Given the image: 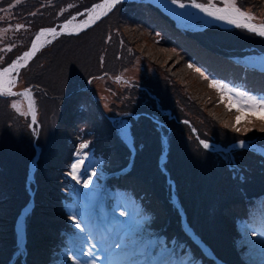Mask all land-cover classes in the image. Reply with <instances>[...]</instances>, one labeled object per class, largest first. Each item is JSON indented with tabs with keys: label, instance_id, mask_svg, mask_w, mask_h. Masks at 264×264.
I'll return each instance as SVG.
<instances>
[{
	"label": "rangeland",
	"instance_id": "rangeland-1",
	"mask_svg": "<svg viewBox=\"0 0 264 264\" xmlns=\"http://www.w3.org/2000/svg\"><path fill=\"white\" fill-rule=\"evenodd\" d=\"M144 1L152 3L148 0ZM190 1L191 0H180V2L183 3ZM243 1L246 3V7L239 3H237V6L240 7L242 11L250 13L253 16V20L260 21L264 18V11L262 8L254 10L256 4L264 5V0H260L261 2L259 3L258 0ZM56 2L57 5L54 6V11H60L62 8L60 0H7L5 3H2L0 0L1 67L9 63L7 60L16 54L18 49L24 51L39 28L46 27L44 21H39L37 23V30L32 26L33 21H30L26 26L25 17L41 8L52 7ZM196 2L208 4L209 0H196ZM213 2H215V0H213ZM152 4L165 13V11L156 4ZM217 6L221 7L223 5L217 4ZM126 7L122 8V6H116L111 13L109 11L87 29L72 35H59L48 41L31 59L29 65H26L18 75H15L14 85L16 84L15 91L17 93L14 95L5 94L1 96H6V98L9 99V105L15 110L14 113L21 117V121L26 127L28 125L27 129L33 133L34 138L37 136V138L43 139L46 136V126L48 122L52 121L56 115H58L59 120V114L62 112L61 110L66 107V104H64L65 99L70 95V92H73L71 89L72 86L75 83L80 84L84 87H78L76 90H79V92L83 94H88L89 97H85L92 102L94 106L85 107L84 100H81V102L77 100L74 105V113L71 117L74 119L77 117L75 114L80 113L90 124L84 125L86 122L82 120L81 123L83 126L77 130V133L82 134L81 132L83 129L93 131V136L85 137V139L93 140L92 152L95 151L94 149L96 148H109L105 145V137L109 132L105 120L111 119L112 121H117L121 115L127 117L130 115V112L134 111L133 116H135V118L139 116H144L145 118L139 121L140 126L143 128L149 125L153 126V130L157 134L158 144L160 139V141H162V147L166 146L168 148L167 133L169 134L175 161L179 160L181 151L185 149L190 151V153L202 150V152H206V158H200V172L212 173L214 171L213 155L217 159L221 157V160H218L220 163L226 166L230 165L232 169L228 173L232 176L233 181L242 179L236 176V171L242 170V165L238 163L237 156H233L232 153H242L243 151L251 152L254 156L256 155L264 160V154L262 152L260 153L250 147L256 145L264 151V146L261 145L258 140L254 139H240L233 142L231 145L222 144V142L236 132L233 130V126L241 128V134L243 136L261 132L259 129L264 127V121L260 120L258 123V118H255L258 117L260 113L253 115L246 111L237 112L235 107H232L230 110L229 108L225 109L218 101H215L218 107V109L215 110L218 112L226 111L230 114L232 121H228L224 115L216 113L213 108H210L206 109L205 117L210 122L216 123L217 126L210 124V126L204 128L194 119V116L189 112L190 109H187L182 104V98H180L174 88L169 85L178 82L174 74L181 75L183 79H185L188 74H191L194 85H204L206 88V95H209L212 91L209 89L203 76L200 72L198 73L195 69L189 67L188 63L184 62L177 48L171 46L164 47L161 44V39L178 44L175 40L171 42V40L164 36H170L168 29L162 30L156 25L157 23L148 13H145L143 19L131 17ZM147 7L158 12L170 23L178 24L176 21L168 19L161 11L150 4H148ZM134 9L135 13L145 12L136 6H134ZM262 15L263 17H261ZM195 22L199 23L200 21L195 20ZM195 22H184L183 25L187 28H180L192 31L196 29L195 24H193ZM17 25H21L22 27L17 28ZM192 25H194V28L189 29ZM205 29L206 31L210 30L208 33H210L209 35L213 36L215 40L230 44L233 46L231 48L234 50L241 49L243 45L249 46L240 39L239 34L249 35L241 31L237 34V32H235L237 28L223 29L212 25L205 27ZM59 42V49L53 50ZM179 44L193 55L189 44L185 42ZM62 48L64 49L60 50ZM58 52H60V54H58ZM247 59L252 61L254 65L264 67L263 54L248 55ZM144 65L148 67H144ZM136 67H139V70L132 72ZM101 73L104 74L93 77ZM150 81L163 82L165 89L177 99L175 103L177 111L173 112L171 110V113L168 111V107H164L160 103V107H157L156 100L149 98L148 92L143 90L142 86H140V84L146 86L150 85ZM186 81L185 79V83ZM25 89H28L29 92L24 95H19V93L24 92ZM185 90L187 93L185 97L196 101V103L200 98L205 96L204 91L199 89L188 87ZM181 93L184 95V90H182V88ZM26 94H30V101L27 100ZM228 95L227 93L224 96V103L226 104L229 103ZM215 99L214 96V100ZM33 103L37 106L35 112ZM13 104H15V107L12 106ZM187 104L192 105L188 99ZM195 105L200 107V104H194L192 106ZM30 106L35 113L34 119H32L31 116L32 110ZM152 108H154L155 111H153ZM98 110L101 111L100 115H97ZM184 115L188 117H184ZM238 115L241 116L239 123L236 122V117ZM189 117L193 121H190ZM196 124L209 136V138H202L199 136ZM73 125L72 120L70 128L59 120L60 131L64 133V138L69 134V130L73 131ZM180 128L185 130V134L181 133L179 130ZM245 128L251 130L244 132L243 130ZM122 129L123 127L121 126V130ZM121 135L123 138H126V135L122 131ZM122 137L120 136L121 140L132 153V140L130 143H127ZM179 140H181L183 144L197 145V148L194 149V146L181 148L178 146ZM152 141L151 136H149V142ZM201 141L208 143L209 147L205 148L203 144H201ZM240 141H245L247 146L240 147ZM34 144L35 143L31 144L28 142L19 148L21 153L28 158L25 162L28 163L27 174H22L24 178L20 177L17 171L8 167L7 162L0 156V172L4 169L7 174L5 177H0V255L6 251V245L10 242V224L11 220H13V215L18 209H20L19 216L15 219L14 228L17 230L16 227L19 217L21 213L26 210L23 216V226H25V229L23 227V238L26 240L25 230L27 223L25 217L29 213L30 207L28 203H24L25 195L23 190L26 188L29 195L33 193V178H28V172L35 152ZM227 147L228 149H226ZM128 158L129 156L126 155L125 159L127 160ZM98 161L102 162V157L98 159ZM164 161L161 162V158H158L157 163H159V166L157 167L159 169L158 171L165 175L163 177H165L166 181L169 178L164 168ZM202 162H206L205 170L201 167ZM129 163L130 164L127 166L129 168L128 171L133 166L131 162ZM103 168L104 167L101 166L95 172L93 170L91 172V174H93L92 180L98 178L101 181L99 186H101V183H104L106 172L104 170L107 167H105V169ZM154 170L155 166L150 162L146 164L142 170H137L136 176L144 183L154 188ZM91 174L89 176H91ZM26 177L29 181L26 180ZM48 177L51 178L53 176L48 174ZM22 179H24V182H22ZM91 184L92 182H90V185H86V188L82 187V192L86 190L83 193L89 198L88 208L84 211V214H81L85 216V218H88L86 215L91 209V206H94L98 196L97 190H99V188L97 183ZM92 193H96V195L94 194L91 197ZM46 196L48 197V195ZM94 197L95 201L93 200L94 202H91ZM121 198L123 200V196ZM119 202L118 207L112 208L111 210V212L117 216V222L104 234L105 236L103 238L106 243L101 251L102 256L106 258L110 250L117 252L118 249L116 246L120 245L119 247L122 251L121 254H117L118 262L116 264L126 259L127 251L123 250L137 241L136 239L139 235H136V233L145 232L150 229L149 225L152 222V220L139 219L137 216L138 208H124L123 203L121 201ZM30 215L31 213L28 214L27 217H30ZM53 215H56V213L53 212ZM39 217L40 216L36 219L37 222H39ZM49 219V217H40V220H42L41 226L38 224L35 228L36 235L39 239L40 236H44L46 233L48 234V231L42 228V223ZM127 229L130 231H127ZM224 230L220 229L218 231L223 232ZM124 231L126 232L125 234L122 233ZM237 246L242 256H244L250 264H264V232L258 235L255 233H242L237 242ZM41 249L43 252L47 250L43 243L41 244ZM36 253H38L37 250H35L33 254ZM23 255L25 256L24 250L22 256ZM82 260L86 259L82 258ZM39 263L41 264L40 261Z\"/></svg>",
	"mask_w": 264,
	"mask_h": 264
},
{
	"label": "trees",
	"instance_id": "trees-1",
	"mask_svg": "<svg viewBox=\"0 0 264 264\" xmlns=\"http://www.w3.org/2000/svg\"><path fill=\"white\" fill-rule=\"evenodd\" d=\"M6 1L7 0H1L2 3ZM95 1L97 0H60L62 5L60 11H54V6L57 5L56 2L52 7L41 8L36 12L28 14L25 17V25L27 26L30 21H33L32 26L37 30V23L39 21H44L46 26H53L68 19L74 13L89 7ZM131 4L132 3H119L116 6H122V8L127 6L126 9L128 10V5ZM135 6L148 12L162 30L168 29L172 31L173 35L178 40H186L191 47L193 55L195 54L193 61H196L206 72L220 74L224 80L233 85L235 84L243 87L249 85L264 92V73H259L253 69L250 70V68L234 62L233 59H226L227 55L234 58V56L238 54L234 49L226 46V43L215 40L213 36L208 33L193 35L183 33L175 29L172 24L158 12L152 8L149 9L147 5L138 6L136 4ZM131 10L130 13L135 12L134 9ZM160 41L164 47L169 46V42H166L164 39ZM59 46L60 42L53 50H58ZM63 49L64 48L60 50ZM21 52L22 51L18 49V52L11 56L7 62H11ZM178 52L183 59V51ZM58 54H60V52H58ZM174 75L178 82L169 85L173 87L179 97L182 98V104L187 109H190L189 112L194 116V119L204 128L210 126V124L217 126L216 123L210 122L205 117L206 109L213 108L216 113H220L224 115L228 121H232L230 114L226 111L221 110L222 112H218L215 110L218 109V107L214 100L213 93L211 92L209 95H206V88L204 85L195 86L191 74L186 76V83L181 75ZM149 84L150 85H147L148 90L158 97L159 103L162 104V106L168 107V109L173 112L177 111L175 104L177 99L165 89L163 82L150 81ZM78 87H80V84L77 83L72 86L71 89L73 92L65 99L64 104H66V107H64L59 114V120L66 126L70 125L71 120L74 124L78 119H81L80 113L75 114L77 117L74 119L71 117L74 113V105L77 100L80 102L84 100L85 107L94 106L93 103L85 97V94L75 91ZM188 87L204 91L205 96L200 98L197 103L196 101L190 100L185 97L187 94L185 89ZM181 88L184 90V95L181 93ZM186 98L192 105L200 104V107L187 104ZM152 109L155 111L154 108ZM14 111L11 105H9V99L0 96V156L7 162L8 167L17 171L18 175L24 178L22 174H27L28 163L25 162L28 158L21 153L19 148L28 142L31 144L35 143L34 146L36 145L38 147L39 154L33 173V193L29 195L26 188L23 190L25 195V202H23L26 204L32 200V207L28 213H31V215L27 217V214L25 217L27 225L25 230L24 259L17 256L14 261H11L13 254L17 250L14 234V220L20 211V209H18L13 215V220H11L10 242L6 245V251L0 255V264H40L39 261L41 264H60L62 259L66 256L67 251L71 250L74 252L76 248H79L87 233H89V228H86L83 224V220L78 217L79 210L86 202V195L78 186L81 180V175L79 173L84 169H86L84 174L91 172L92 169H94L95 163L97 162L95 160L98 156L104 158L101 166L104 167L103 169L107 167L105 169L106 171L120 169L126 165L127 160L125 157L127 151L121 143L116 126L109 122H107L109 132L105 137V145L109 148H96V151L93 152H83L84 148H77L72 142L62 140L64 138V133L60 131L58 115H56L52 121L48 122L46 126V136L43 139H39L37 137L34 138L33 133L27 129L28 125L26 124V127L22 123L21 117L14 113ZM100 114L101 113H98V115ZM184 117L188 116L184 115ZM142 119H145L144 116L129 118L133 125V142L135 145H138V147L136 146L132 168L128 172H124V174L110 177L108 186L116 189L127 187L133 193L137 194L145 204L146 210L150 213L149 217H151L152 220L150 228H153L152 232L155 231L158 234H163L167 239H169L172 234H177L172 252L169 256H176L180 259L188 258V261L194 260L196 263L197 260L202 257L199 250L191 244L189 238L180 233L178 227H174L175 224H178V217L174 214V210L167 200L164 191V175L157 169V158L160 153L157 134L154 132L152 125L145 128L140 126L139 121ZM189 119L193 121L190 117ZM196 128L200 137L209 138L197 124ZM179 130L182 134H185V130L182 128ZM149 136H151L152 142H149ZM231 136L227 138L225 144L233 139L243 138L241 132H234ZM258 137L260 138V142L264 143V134L258 135ZM178 146L181 148L193 146L194 149L197 148V145L183 144L181 140H179ZM167 157V169L171 178L174 179L178 193L182 198L190 194H196L205 200L207 199L209 203H222L223 200L227 198L228 203L230 202L229 207H233L234 211L239 212L245 221H253L251 217L252 210L249 208L248 203L250 202L252 206H254V204L259 203V200L250 198V196H255L264 192V162H261L258 156H254V154L249 152L243 156H237L238 163L242 165V170L236 171V176L242 178L238 181H233L232 176L229 175L228 172L232 169L230 165L226 166L215 160L214 171L212 173L200 172V158H206V154L204 151L202 152V150L190 153V151L185 149L181 151L179 160L175 161L172 145L171 142H169ZM78 160L83 163L78 165L77 171L74 173L71 165ZM150 162L155 166V174L153 176L154 188H152L151 185H147L136 176V171L142 170L143 167ZM201 167L205 170L206 162H202ZM48 174H51L53 177H48ZM73 175H75V179H73ZM3 176H7L6 170L4 169L0 172V177ZM22 182H24V179H22ZM240 187L244 188L242 191L243 195H240ZM63 191L65 192L63 193ZM46 195H48V197ZM131 195L133 194L131 193ZM108 204L111 205L110 198L105 197V199L101 201V209L104 210ZM186 210L189 223L193 227L198 228L199 236L210 243L212 232L203 230L200 224L195 221V215L192 214L195 213L196 210L187 204ZM53 212L56 213V215H53ZM38 216L50 218L42 223V228L48 231V234L46 233L47 236H40V239L35 232V228L38 224L41 226L42 222L40 217L39 222L36 221ZM255 219L258 220V216H255ZM77 224L80 225L79 228L76 227ZM214 225L217 230L225 229L220 223H215ZM259 227L260 226H258V228ZM226 228L228 230V226H226ZM42 243L47 249L44 252L41 249ZM35 250H37L38 253L33 254ZM214 252L218 256H224L228 261H230L231 255L236 256L234 253L235 251L231 249L228 244L215 245ZM235 259L236 258H234V261Z\"/></svg>",
	"mask_w": 264,
	"mask_h": 264
},
{
	"label": "clouds",
	"instance_id": "clouds-1",
	"mask_svg": "<svg viewBox=\"0 0 264 264\" xmlns=\"http://www.w3.org/2000/svg\"><path fill=\"white\" fill-rule=\"evenodd\" d=\"M99 1H101V0H97V1H95L94 3H92L89 7H87V8H84V9H82V10H80V11H78V12H76V13H74L72 16H71V18H79V19H81V18H83V16H84V13L87 11V9H89L91 6H93L94 4H96V3H98ZM259 2H261L260 0H258V3ZM119 3H132L131 5H128V12L130 13V11H132L131 9H134V6L137 4V3H139V4H137L138 6L139 5H148V4H150L151 6H153L154 8H156V9H158L156 6H154L152 3H150V2H146V1H144V0H133V1H125V0H122V1H119L118 3H116L114 6H112L111 8H109L107 11H105L102 15H101V17H99V19H101L103 16H105L109 11H110V13L113 11V9L116 7V5H118ZM237 3H239L240 5H243V6H245L246 7V3H244V1L243 0H237ZM260 5V4H259ZM259 5H257L256 4V8L254 9V10H257V8H260L259 7ZM135 10V9H134ZM159 11H161L160 9H158ZM251 10V9H250ZM162 12V11H161ZM109 13V14H110ZM145 13H147V12H139V13H135V12H133V13H130V16L131 17H137L138 19H143V16L145 15ZM168 19H170V20H173V21H176L175 19H173L169 14H167L166 12L164 13V12H162ZM109 14H108V16H109ZM99 19H97L96 21H98ZM152 19V18H151ZM67 20V19H66ZM66 20H64V21H66ZM64 21H62V22H64ZM95 21V22H96ZM172 21V22H173ZM62 22H60V23H62ZM94 22V23H95ZM60 23H57V24H55V25H53V26H46V27H55V26H57V25H59ZM93 23V24H94ZM176 23H178L177 25L175 24V23H171L172 24V26L175 28V29H177V30H180L181 32H183V33H189L190 35H193V34H204V33H208V31H210V30H208V31H206V29L205 28H202V27H198V28H196V29H193L194 27L193 26H190V28L189 29H193L192 31H188V30H183L182 28H187V27H185L183 24H181V23H179V22H177L176 21ZM93 24H88V26L86 27L85 26V28H82V29H80L79 31H76V32H69V33H65V34H61V35H72V34H76V33H78V32H80V31H82V30H85V29H87L88 27H90V26H92ZM158 25V24H157ZM179 28H178V27ZM180 27H182V28H180ZM206 27H209V26H206ZM218 27H220V28H223V29H230V28H227V27H222V26H218ZM42 28H44V27H42ZM234 28H237V29H235V32H237V34L238 33H240V31L241 32H243V33H246V34H248L249 36H247V35H244V34H239V37H240V39L243 41V42H245L246 43V45H249V46H244L243 45V47L241 48V49H237V50H235L237 53H239V52H242V51H249V53H247V55H245V60H243V61H245L246 63H248L249 65H252L253 67H258L257 65H254L249 59H247V56L248 55H252V54H263L264 55V37H262V36H260V35H258V34H256V33H253V32H250V31H248V30H246V29H244V28H238V27H234ZM40 29V28H39ZM38 29V30H39ZM37 30V31H38ZM169 34H170V36H172V37H170V36H167V35H164L167 39H169V40H171V42H173V40H175L176 42H178V44L176 43H170L169 42V46H171V47H174V48H177L179 51H183L182 53H183V55H184V58H183V60H184V62L185 63H188L189 65H192V69H196V68H199L200 69V73H203V78L205 79V75H206V70H204L202 67H200L198 64H197V62L196 61H193V55L188 51V50H186V49H184L179 43H181V42H185V43H187L188 44V42L186 41V40H184V39H181V40H178L174 35H173V33H172V31H170L169 30ZM208 34H210V33H208ZM58 37V36H57ZM56 38V37H55ZM173 38V39H172ZM160 40V39H159ZM256 40V41H255ZM166 41V40H165ZM166 42H168V41H166ZM31 43V42H30ZM30 43H29V45H30ZM29 45H28V47H29ZM226 46H228V47H233V46H231L230 44H227L226 43ZM27 47V48H28ZM166 47V46H165ZM26 48V49H27ZM25 49V50H26ZM24 50V51H25ZM184 51H186V52H184ZM23 52V51H22ZM21 52V53H22ZM20 53V54H21ZM224 54V53H223ZM36 55V54H35ZM34 55V56H35ZM195 55V54H194ZM18 56V55H17ZM16 56V57H17ZM33 56V57H34ZM32 57V58H33ZM31 58V59H32ZM31 59L28 61V63L26 64V65H29V62L31 61ZM226 59H232V57L231 56H229V55H227V57H226ZM199 62V61H198ZM229 62V61H228ZM10 63V62H9ZM8 63V64H9ZM7 64H5L4 66H6ZM25 65V66H26ZM3 66V67H4ZM24 66V67H25ZM23 67V68H24ZM22 68V69H23ZM21 69V70H22ZM20 70V71H21ZM197 72V71H196ZM106 73H110V72H106ZM199 73V72H198ZM17 75H18V73H16ZM104 73H101V74H96V75H94L93 77H97V76H101V75H103ZM151 79V78H150ZM207 83V82H206ZM140 86H142V88H143V90H145V91H147L148 92V95H149V98H151V99H155L156 100V103H157V107L159 108L160 107V105H159V99H158V97L155 95V94H153V93H151L149 90H148V88H147V86L146 85H141L140 84ZM81 87H84V86H82V85H80V87L79 88H81ZM210 89V88H209ZM211 90V89H210ZM75 91H77V92H79V90H75ZM212 91V90H211ZM212 93L214 94V96H215V101H218V103H220L225 109H228V107L226 106L227 104L226 103H221L218 99H217V96H216V93L214 92V91H212ZM70 94H71V92H70ZM87 97H89V95L88 94H85ZM1 96V95H0ZM4 97H6V96H4ZM71 97V96H70ZM34 104V103H33ZM222 106H221V108H222ZM36 111V109H34V112ZM168 111L169 112H171V110L170 109H168ZM98 113H101V111L100 110H98V112H97V115H98ZM172 113V112H171ZM35 114V113H34ZM133 112H130V115L129 116H127V117H124V116H120V118L116 121V120H111V119H107V120H105L106 122H109V123H111V124H114L115 126H116V128H117V131H118V135H119V138H120V136L122 137V135H121V126L122 127H126V132H127V135H126V138H123L127 143H130V141L132 140V144H133V152L131 153V151L125 146V144L123 143V141L121 140V138H120V140H121V143H122V145H123V147H124V149L127 151V155L129 156V158L127 159V162H126V165L124 166V167H122V168H120V169H117V170H113V171H106V170H104V171H106L105 172V175H107V174H111V175H114V176H119V175H121V174H124V172H128V164H130L129 162H131V164L133 165V159H134V155H135V152H136V146L138 147V145H135V143L133 142V125H131L132 123H131V121L129 120V118H135V116H133ZM81 115V114H80ZM110 118V117H109ZM79 120V121H78ZM77 121H78V123L76 124V122H74V126H73V131L72 130H69V134L64 138V139H62V140H68V141H70V142H72V144H74V145H81V144H84V145H86V147L84 148L85 149V151H83V152H87V151H91L92 152V150H93V140L92 139H85V137H87V136H93V131H90V130H86V129H83L82 130V134H78L77 133V130L81 127V126H83V124L81 123V121L82 120H84L85 122H86V124H84V125H90L87 121H86V118L84 119L83 118V115H81V119H78ZM129 122V123H128ZM257 122H260L259 120H257ZM131 125V126H130ZM69 128H70V125L68 126ZM257 132V131H256ZM196 134H197V131H196ZM264 134V132H257V134H250V135H245V136H243V138H236V139H233V140H231V141H229L228 143H226V145H231L233 142H235V141H237V140H240V139H254V140H258V142L261 144V142H260V138L258 137V135H263ZM131 136V137H130ZM167 136H168V148L166 147V146H164V147H162V144H161V141H160V139H159V147H160V153H159V155H158V158H161V162H163L164 160V168H165V170H166V172H167V177L169 178V179H167L166 181H165V177H163V181H164V191H165V194H166V196H167V200H168V202L170 203V205H171V208L174 210L173 212H174V214H176L177 215V217H178V224H175L174 225V227H178L179 228V230H180V232H182V233H184V234H186V235H188V236H193V235H196V236H198L199 234H198V228H196V227H193L190 223H189V221H188V217H187V210H186V204L187 205H189V206H191L194 210H196L195 211V213H193L192 215H195V221H197V223L198 224H200V226H201V228L203 229V230H205V231H208L207 229H211V228H214L215 227V223H220V224H222L223 226L225 225V226H228V230H227V228H225V234H224V236H223V238H224V241H223V244L222 245H225V244H227V242H228V238H227V236H236L238 233H240L241 231H238V229L236 228V224H238V222L239 221H241V220H244V218L242 217V215L239 213V212H236V211H234L233 210V207H229V203H228V200H227V198L226 199H224L223 200V202L221 203H215V202H208L207 201V199L205 200L204 198H202V197H199V196H197L196 194H190V195H188L187 197H184V198H182L180 195H179V193H178V190H177V186H176V183H175V181H174V179L173 178H171V176H170V173H169V171H168V169H167V165H168V151H169V142H170V137H169V134L167 133ZM37 137V136H36ZM35 137V138H36ZM241 137V136H240ZM91 138V137H90ZM225 142H226V140L225 141H223L222 142V144H225ZM258 144V143H257ZM230 147V146H229ZM34 148H35V154H34V156H33V159H32V161H31V163H30V167H29V172H28V178H29V173H30V170H31V166H33V168H32V172H31V178H33V173H34V170H35V167H36V161H37V159H38V154H39V152H38V147L35 145L34 146ZM226 149H228V147L226 148ZM95 150V149H94ZM96 151V150H95ZM206 153V152H205ZM247 152H242V153H240V152H233L232 154H233V156H243L244 154H246ZM249 153H251V152H249ZM212 155V154H211ZM213 156V155H212ZM162 157H163V159H162ZM183 157V156H182ZM214 157V160L216 161V162H219L218 160L220 159L221 160V157H219V159H217L215 156H213ZM101 158V156H98L97 158H96V160L95 161H97V163L99 162L98 161V159H100ZM158 158H157V160H158ZM102 159L104 160V158L102 157ZM190 161V160H189ZM97 163H95V166H97L98 168H100L101 166L100 165H96ZM94 166V169H92L94 172L97 170L96 169V167ZM157 166H159V163H157ZM191 168V167H190ZM223 168V167H222ZM157 169H158V167H157ZM197 169V168H196ZM220 169V168H219ZM159 170V169H158ZM178 170V169H177ZM92 172V171H91ZM91 172L89 173V175L91 174ZM186 172V171H185ZM216 173V172H215ZM203 174V173H202ZM88 175V176H89ZM88 176L87 177H83V178H81V180H80V183H78V186H79V188L82 190V187H84V188H86V185H90V182H92V184H94V183H98L99 182V180H96V179H94V180H90L87 184H85L84 183V181L85 180H87V178H88ZM162 176V175H161ZM165 176V175H164ZM197 176V175H196ZM208 176V175H207ZM215 176V175H214ZM219 176V175H218ZM91 177H93V174H91ZM175 177V176H174ZM189 177V176H188ZM200 177V176H199ZM205 177V176H204ZM30 178V179H31ZM26 180H27V177H26ZM162 180V179H161ZM198 180V179H197ZM27 181H29V180H27ZM172 183H171V182ZM202 182V181H201ZM226 183V182H225ZM91 184V185H92ZM102 184H104V183H102ZM221 184V183H220ZM84 185V186H83ZM210 185V184H209ZM224 186V185H223ZM188 188V187H187ZM214 188V187H213ZM193 189V188H192ZM199 189V188H198ZM243 187H240V191L242 190L243 191ZM114 190H116V191H118V192H120V193H125V191L124 190H120V189H110V187L108 186L107 187V189L105 190V191H99V190H97V192H99L100 194H98V196H97V199H101L99 202H97V203H95L94 204V206H91V209L88 211V213H87V217L88 218H91L92 216H94L96 213H98V212H100V211H104L105 212V214H109V213H112L111 212V210H112V208H117L118 207V205L115 207V206H113L112 205V196H113V191ZM194 190V189H193ZM84 191H86V190H84ZM83 191V192H84ZM129 191H130V189H129ZM208 191V190H207ZM65 191H63V193H64ZM206 192V191H205ZM264 194V192H262V193H259L258 195H255V197H251L250 196V198H255V199H258L259 201L261 200L260 199V195H263ZM30 195H32V193H30ZM124 194H122V196H123ZM235 195V194H234ZM233 196V195H232ZM105 197H107V198H110V202H111V205L110 204H108L105 208H104V210H102L101 209V201L102 200H104L105 199ZM120 197V196H119ZM182 202V203H181ZM184 202V203H183ZM88 203H89V198L86 196V202H85V204L83 205V207H81V209L79 210V212H78V214H84V211L87 209V207H88ZM120 203V202H119ZM28 204H29V207H30V209H31V207H32V200H30L29 202H28ZM123 207L124 208H130L129 206H127V204L125 203V199H124V197H123ZM232 211H233V215H234V218H235V221H236V224L233 222V221H231V220H229V216L231 215V213H232ZM244 212V211H243ZM213 214H215L216 215V217H214L213 219H212V221H211V224H210V222H208V220L210 219V217L213 215ZM89 215V216H88ZM191 215V216H192ZM19 216V213H18V215L16 216V218ZM137 216L139 217V219H141V220H151V217H149L150 215H144L143 213H137ZM184 218L187 220V224H184ZM14 222H15V220H14ZM208 222V224H210L208 227H206V223ZM153 224V223H152ZM147 226V225H146ZM149 226H151V224L149 225ZM187 228H186V227ZM239 227H241V224L240 225H238ZM17 228V227H16ZM90 228H91V226H90ZM201 228H200V230H201ZM24 229H25V226H24ZM153 229V228H152ZM152 229L150 228V229H148V230H146L145 232H139V233H136V235H139L138 236V238L136 239L137 241L135 242V243H133L131 246H133V249H131L132 247H127V248H125L123 251H133V252H136V253H133V256H131V257H134L135 255H137V253L138 254H143L144 253V251H145V248H147L148 250H152V249H156V248H159L162 244H164V243H166L167 241H165V240H163V238H159V237H157L156 236V232L154 231V232H152ZM108 231V229L106 230V232ZM127 231H130L129 229H127ZM18 231L14 228V234H16ZM209 232V231H208ZM122 233H126L125 231L124 232H122ZM217 233H219L218 231H213L212 232V235H216ZM176 237H177V234H172V236L168 239V241H169V244H172L175 240H176ZM190 239V238H189ZM15 240H16V244H17V250L15 251V253H17V252H19V251H21L22 253H23V250H24V244H25V240H23V246H22V248L19 246V241H17V239L15 238ZM144 240V241H143ZM141 241H143V242H141ZM104 242H105V240H100V239H96V238H94V237H92L91 235H90V232L89 233H87V235H86V237H85V239H84V241H82V245H80V247L78 248V250H79V259H78V263H76V262H74V264H101L100 263V261H99V255H100V247H101V245L102 244H104ZM142 243V244H141ZM141 244V245H140ZM140 245V246H139ZM120 245H118V247H119ZM139 246V247H138ZM164 246V245H163ZM169 246V245H168ZM120 248V247H119ZM56 258V257H55ZM66 258V256L62 259V262H65V259ZM82 258H85L86 260H82ZM193 264H197V263H193Z\"/></svg>",
	"mask_w": 264,
	"mask_h": 264
},
{
	"label": "snow or ice",
	"instance_id": "snow-or-ice-1",
	"mask_svg": "<svg viewBox=\"0 0 264 264\" xmlns=\"http://www.w3.org/2000/svg\"><path fill=\"white\" fill-rule=\"evenodd\" d=\"M110 4L114 6L116 3L119 2V0H109ZM173 4H178V7L180 8H185L186 5L183 2H180V0H171ZM217 4H222L223 6L218 7ZM104 4H96L93 6V9H103ZM191 7L195 9H199L201 12L205 13L207 16L212 17L216 20L226 22L227 24L234 25L235 27L238 28H244L250 32L256 33L262 37H264V23L255 25L251 23L253 20V16L250 13H247L245 11H242L240 7L237 6V0H209L208 4H201L197 3L196 0H191ZM89 11V17L91 18L92 10ZM99 19V16L96 17ZM67 25L62 26L63 28H66ZM86 27L88 26L87 24L85 25ZM22 27L21 25H17V28ZM43 31H48V32H54L55 29H44ZM36 39H39V35H37ZM36 49V43L35 40L32 43V50L31 51H25L22 56L18 57L17 61H13L11 65L8 67H4L2 71H0V95H14L11 91V88L14 87V78H10L7 81V85L5 84V81L2 79L5 74L11 73L13 70H16L18 68V61L19 60H26L30 58L31 56L34 55ZM189 67H192V65H189ZM197 72H200L199 68L195 69ZM203 75V73H201ZM210 86H214L217 88L218 91L222 93L221 95V100L224 99L223 93H228V101L229 103L226 105L229 110L232 107L236 108L237 112H250L253 115H256L257 113H260V115L257 117L261 121H264V97L257 98L254 95H250L247 92H242L233 88H229L227 85L212 80L210 81ZM29 90L25 89L24 92L19 93V95H24L25 93H28ZM15 107V104L12 105ZM241 120V116L236 117V122L239 123ZM227 126V125H225ZM233 130L236 132H241V128L233 126ZM251 129L245 128L243 131L248 132ZM261 132H264V127H261L259 129ZM122 132H124L125 135H127L126 129H122ZM201 144L205 148H208L209 145L205 141H201ZM240 147H246L247 145L245 144V141H240ZM86 145L81 144L80 148L83 149L85 148ZM82 161H77L76 163H73L71 165L73 172L75 173L77 171L78 165L82 164ZM86 169L81 171L79 174L84 175ZM71 174V173H70ZM73 179H75V175H73ZM92 179L91 176L88 177V180H85L84 183L87 184L90 180ZM77 228L80 227L79 224L76 225Z\"/></svg>",
	"mask_w": 264,
	"mask_h": 264
},
{
	"label": "bare ground",
	"instance_id": "bare-ground-1",
	"mask_svg": "<svg viewBox=\"0 0 264 264\" xmlns=\"http://www.w3.org/2000/svg\"><path fill=\"white\" fill-rule=\"evenodd\" d=\"M119 1H122V0H119ZM125 1H133V0H125ZM148 1H151L152 3L156 4L163 11H165L167 14H169L173 19H175L177 22H179L181 24H184V22H195V20H199L200 24L196 23V22L193 23V24H195V28H198V27L205 28L206 26H212V25L222 26V27H227V28H234L235 27L234 25H230V24H227L226 22L219 21V20H216V19H214L212 17H209L205 13L201 12L199 9H195V8L191 7V1L185 3L186 5H188L185 8H180V7H178V4H173L169 0H148ZM96 4H104L105 6H104L103 9H93V6L96 5ZM96 4H94L89 9H87V11L84 13L83 18H81V19L70 18L69 20H66V21L62 22V23H60L59 25H57L55 27L40 28L36 32V34L34 35L29 47L25 51H31L32 50V43L35 40V43H36V49H35V52H34V55H35L51 39H53V38H55V37H57V36H59L61 34L79 31L80 29L85 28L86 24L87 25L88 24L89 25L93 24L97 20V18H96L97 16L101 17V15L105 11H107L109 8L112 7V5L110 4L109 0H101L98 3H96ZM88 10H92L91 18L89 17V11ZM251 23H253V22L251 21ZM64 25H67V26H66V28H63V30H62V26H64ZM186 25H188V24H186ZM255 25H259V24H255ZM192 26H194V25H192ZM44 29H55V31L54 32H48V31H43L42 32V30H44ZM37 35H39V39L38 40L36 39ZM25 51H23L21 54H19L17 57H15L9 64H7L4 67H8L9 65H11L13 63V61H17L18 57L22 56V54ZM33 56H31L30 58H28L26 60H19L18 61V68L16 70H13L11 73L5 74L3 76L2 79L5 81L6 85H7V81L10 78H15L16 73H19L20 70L25 66L26 61H29ZM4 67H0V71H2V69ZM144 67H148V66L144 65ZM135 70L138 71L139 67L134 68L132 70V72H135ZM14 83H15V81H14ZM15 87H16V84L14 85V87L11 88V91L13 93H17L15 91ZM26 97H27V100L30 101V99H31L30 94H26ZM35 108H36V105H34V109ZM31 110H32V107H31ZM34 115L35 114H34V112L32 110V114H31L32 119H34ZM123 129H126V127H123ZM250 147L254 148L256 151H258L260 153L262 152L264 154V151L261 148L257 147L256 145H252ZM162 159H163V157H162ZM32 168H33V166H31V170H30V173H29V178H31ZM94 194L96 195V193H92L91 197ZM93 200L95 201V197L91 200V202ZM25 213H26V210H24L21 213V215L19 217V220H18V223H17L18 241H19V246L21 248H22L23 243H24L23 242V227H24L23 226V218H24L23 216H24Z\"/></svg>",
	"mask_w": 264,
	"mask_h": 264
},
{
	"label": "water",
	"instance_id": "water-1",
	"mask_svg": "<svg viewBox=\"0 0 264 264\" xmlns=\"http://www.w3.org/2000/svg\"><path fill=\"white\" fill-rule=\"evenodd\" d=\"M28 63V61H26L25 65Z\"/></svg>",
	"mask_w": 264,
	"mask_h": 264
}]
</instances>
